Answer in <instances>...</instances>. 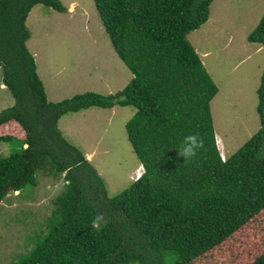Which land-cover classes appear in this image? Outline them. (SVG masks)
Here are the masks:
<instances>
[{
  "label": "trees",
  "instance_id": "obj_1",
  "mask_svg": "<svg viewBox=\"0 0 264 264\" xmlns=\"http://www.w3.org/2000/svg\"><path fill=\"white\" fill-rule=\"evenodd\" d=\"M215 0H94L112 45L131 71L115 95L94 92L51 103L26 43L27 18L37 5L64 13L59 0H0V67L15 99L0 113V202L37 185V172L64 174L51 228L12 264H196L264 211V70L257 90L261 127L222 159L211 114L218 93L188 40L210 18ZM264 46V14L248 36ZM136 108L126 124L143 176L109 198L83 153L58 128L68 113L91 107ZM199 134L204 149L185 163L177 149ZM46 173V174H48ZM99 217L97 226L94 220ZM251 264H264V252Z\"/></svg>",
  "mask_w": 264,
  "mask_h": 264
},
{
  "label": "rangeland",
  "instance_id": "obj_2",
  "mask_svg": "<svg viewBox=\"0 0 264 264\" xmlns=\"http://www.w3.org/2000/svg\"><path fill=\"white\" fill-rule=\"evenodd\" d=\"M59 1L64 13L40 4L26 21L31 33L26 46L47 100L59 103L88 92L108 96L122 91L133 75L116 53L94 0ZM211 14L213 20L191 33L188 40L199 56L210 52L209 58L201 60L220 91L211 103V114L217 145L222 143L227 159L261 127L257 90L264 70V46L258 51L261 45L250 43L248 36L264 14V0H215ZM3 77L0 67V113L15 104ZM136 111L132 106L91 107L70 112L58 123L67 142L101 175L109 198L129 188L140 167L126 129ZM13 129L0 132V137L11 133L25 139V133H18L21 126ZM10 151V144L0 142V157H9ZM91 152L94 155L89 157ZM46 173L37 172L36 186L10 191L0 202V264L16 262L31 250L33 237L51 228L48 219L66 181L64 174ZM263 252L264 211L196 264H251ZM175 260L168 258L167 264Z\"/></svg>",
  "mask_w": 264,
  "mask_h": 264
},
{
  "label": "clouds",
  "instance_id": "obj_3",
  "mask_svg": "<svg viewBox=\"0 0 264 264\" xmlns=\"http://www.w3.org/2000/svg\"><path fill=\"white\" fill-rule=\"evenodd\" d=\"M217 140V139H216ZM205 147L204 139L199 134H190L184 137L183 141L177 149L178 157H182L185 163L190 162L194 157L197 156L198 152ZM222 159L224 160L223 152L224 150L218 145ZM86 158V157H85ZM87 159V158H86ZM89 161V160H88ZM90 162V161H89ZM145 173L144 166L140 163V167L137 169V174L135 181L139 180ZM62 175V174H61ZM140 175V176H139ZM12 191V190H9ZM100 218L97 217L93 222V226H97Z\"/></svg>",
  "mask_w": 264,
  "mask_h": 264
},
{
  "label": "crops",
  "instance_id": "obj_4",
  "mask_svg": "<svg viewBox=\"0 0 264 264\" xmlns=\"http://www.w3.org/2000/svg\"><path fill=\"white\" fill-rule=\"evenodd\" d=\"M215 2V1H214ZM214 2H213V4H214ZM212 4V5H213ZM223 19L225 18V17H222ZM213 20V15L211 14V12H210V18H209V21L204 25V26H206L207 24H209V22H211ZM215 26V25H214ZM260 45V44H259ZM262 46V45H261ZM258 47V51H260L262 48H263V46L262 47ZM209 58L210 57V52H203L202 54H200V58ZM203 65H204V67H205V64H204V61H203ZM206 70H207V68H206ZM208 72V71H207ZM212 78V77H211ZM214 81V80H213ZM216 86H218V84H216ZM219 93H220V91H219V88H218V93H217V95L215 96V98H213V100L211 101V103L218 97V95H219ZM230 94H227L225 97H227V96H229ZM61 120V119H60ZM60 120H59V125H60ZM59 125H58V128H59V130L61 131V133H62V136L64 137L65 135H64V132L62 131V129H61V127H59ZM65 138V137H64ZM66 139V138H65ZM75 147V146H74ZM76 148V147H75ZM94 155V152H91L90 154H89V157H91V156H93Z\"/></svg>",
  "mask_w": 264,
  "mask_h": 264
},
{
  "label": "water",
  "instance_id": "obj_5",
  "mask_svg": "<svg viewBox=\"0 0 264 264\" xmlns=\"http://www.w3.org/2000/svg\"><path fill=\"white\" fill-rule=\"evenodd\" d=\"M8 190H12V191H13V188H12V187H10V188H8Z\"/></svg>",
  "mask_w": 264,
  "mask_h": 264
},
{
  "label": "bare ground",
  "instance_id": "obj_6",
  "mask_svg": "<svg viewBox=\"0 0 264 264\" xmlns=\"http://www.w3.org/2000/svg\"><path fill=\"white\" fill-rule=\"evenodd\" d=\"M220 145V147L222 148V143L221 144H219Z\"/></svg>",
  "mask_w": 264,
  "mask_h": 264
},
{
  "label": "built area",
  "instance_id": "obj_7",
  "mask_svg": "<svg viewBox=\"0 0 264 264\" xmlns=\"http://www.w3.org/2000/svg\"><path fill=\"white\" fill-rule=\"evenodd\" d=\"M140 176V175H139Z\"/></svg>",
  "mask_w": 264,
  "mask_h": 264
}]
</instances>
